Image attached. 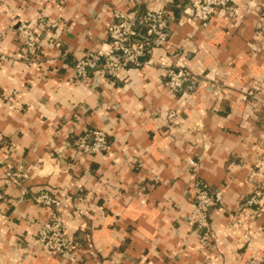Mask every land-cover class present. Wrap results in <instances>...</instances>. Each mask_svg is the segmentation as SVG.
<instances>
[{
	"label": "crops",
	"instance_id": "0c3cea01",
	"mask_svg": "<svg viewBox=\"0 0 264 264\" xmlns=\"http://www.w3.org/2000/svg\"><path fill=\"white\" fill-rule=\"evenodd\" d=\"M262 2L238 1L204 27L186 21L190 0H144L139 10L129 0H0V264H264V212L243 208L264 190ZM157 6L172 24L153 65L75 78L76 61L105 46L118 12ZM40 16L54 27L36 59L17 58L19 25ZM161 64L193 77L173 94ZM87 130L106 132L111 152H78ZM197 182L220 198L209 247L190 220ZM46 190L58 206L34 202ZM54 215L80 243L76 259L38 241Z\"/></svg>",
	"mask_w": 264,
	"mask_h": 264
},
{
	"label": "built area",
	"instance_id": "2783aa9c",
	"mask_svg": "<svg viewBox=\"0 0 264 264\" xmlns=\"http://www.w3.org/2000/svg\"><path fill=\"white\" fill-rule=\"evenodd\" d=\"M238 1L243 0H190L189 6L184 10V17L188 22L195 20L206 27L219 12H234ZM247 1L251 3L254 0ZM129 2L139 10L138 7L143 5L144 0ZM44 17L40 16L19 25L17 31L23 42V50L17 58H37L42 47L43 32L54 27L50 19L45 21ZM171 24L172 18L164 6L147 9L142 14L118 12L109 26L108 42L105 46L88 52L76 61L75 78L85 80L93 74L97 78L119 79L123 71L153 65L154 54L158 50H164L169 43ZM3 60L4 57L0 55V62ZM160 66L164 70L163 84L173 94L179 93L185 82L193 77L192 72L185 66ZM75 147L84 155H103L111 152L112 144L103 130H87L77 139ZM8 175L16 176L11 173ZM194 191L190 220L200 234L201 245L207 247L212 237L210 214L218 206L220 198L210 186L201 182L194 185ZM6 202V195L0 190V207ZM34 202L44 207L58 206L55 194L47 190L35 196ZM247 205L258 206L264 210V193L255 190ZM37 236L46 252L62 259L73 260L80 246L78 241L69 238L66 226L58 215L42 222ZM249 264L262 262L254 258Z\"/></svg>",
	"mask_w": 264,
	"mask_h": 264
},
{
	"label": "rangeland",
	"instance_id": "374dc122",
	"mask_svg": "<svg viewBox=\"0 0 264 264\" xmlns=\"http://www.w3.org/2000/svg\"><path fill=\"white\" fill-rule=\"evenodd\" d=\"M243 1H245L246 3H247V5L249 6V7H251V8H258V7H260L261 6V2H262V0H254L253 2H251V3H249L247 0H243ZM190 4V3H189ZM262 4L264 5V3L262 2ZM166 10H167V8H165ZM263 9H264V7H263ZM186 18V17H185ZM187 21V20H186ZM188 22V21H187ZM190 22H196L195 20H191ZM201 23V22H200ZM208 26V25H207ZM3 147L5 148V149H9V146H8V144H6V146L5 145H3ZM255 190H261L263 193H264V190H263V188L260 186V184L259 185H257L256 186V189ZM255 192V191H254ZM253 192V193H254ZM253 193L248 197V198H246L245 199V201H244V209H247L248 211L250 210L251 212H253L254 214H258V213H263L264 212V210H262L263 208H260V207H258V206H249V205H247V201L253 196ZM211 240V239H210ZM87 243H88V241H87ZM210 246V243H209V245H208V247ZM80 246H78V248H79ZM77 248V249H78ZM75 259H76V254H75ZM252 259H254V258H252ZM252 259H250L249 260V262L252 260ZM260 262H262L261 260H259ZM263 264V263H262Z\"/></svg>",
	"mask_w": 264,
	"mask_h": 264
}]
</instances>
